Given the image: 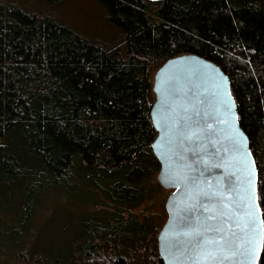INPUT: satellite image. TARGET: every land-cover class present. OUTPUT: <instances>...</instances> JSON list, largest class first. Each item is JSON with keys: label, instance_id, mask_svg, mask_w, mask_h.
Masks as SVG:
<instances>
[{"label": "trees", "instance_id": "16d2710c", "mask_svg": "<svg viewBox=\"0 0 264 264\" xmlns=\"http://www.w3.org/2000/svg\"><path fill=\"white\" fill-rule=\"evenodd\" d=\"M97 1L121 32L119 44L0 4V192L14 188L20 197L15 225L4 215L0 257L13 262L163 264L166 219L153 224L128 209L161 192L151 74L184 55L206 58L230 79L264 216V0ZM76 178L111 200L116 217L84 222L79 239L56 254L34 252L29 236L42 200Z\"/></svg>", "mask_w": 264, "mask_h": 264}, {"label": "water", "instance_id": "95a60500", "mask_svg": "<svg viewBox=\"0 0 264 264\" xmlns=\"http://www.w3.org/2000/svg\"><path fill=\"white\" fill-rule=\"evenodd\" d=\"M152 90L155 98L150 115L157 136L151 148L160 163L157 181L163 189L172 192L165 205L167 220L158 235V251L163 264H174L172 253L176 250L171 244L178 242L177 246H182L186 239L182 234L184 225L208 215L199 207L189 212V196L193 192L191 181H195L200 189L215 192L217 188H225L229 177L233 185H239L248 178L247 170H250L253 173L252 191L258 197L254 203L259 204V172L250 141L240 124L230 79L220 66L198 55L170 59L157 70ZM185 117L189 118L193 128L196 121L208 120L214 130L207 139L201 134L196 141L201 159L186 151L193 147L192 143L184 141L181 147V138L175 134V129L183 125ZM217 118L227 120V123H217ZM233 124L243 138L239 153L221 150L231 147L229 137L233 135ZM201 142L205 147L203 152L198 147ZM202 161H206L207 166ZM226 161L232 166L212 167ZM180 176L188 179H180ZM257 216L264 218L260 205ZM233 231L239 230L234 228ZM259 232L264 239V224L259 225ZM263 248L264 245L256 253L255 264H260ZM177 264H185L183 258Z\"/></svg>", "mask_w": 264, "mask_h": 264}, {"label": "rangeland", "instance_id": "374dc122", "mask_svg": "<svg viewBox=\"0 0 264 264\" xmlns=\"http://www.w3.org/2000/svg\"><path fill=\"white\" fill-rule=\"evenodd\" d=\"M0 4L18 7L38 17L53 18L77 34L101 45L111 46L123 40L121 32L108 22L107 11L97 0H61L55 4H48L45 0H0ZM156 72L157 69L151 74L152 83ZM152 96L155 98L154 93ZM157 176L158 170L154 179L157 180ZM79 179L71 181L68 189L66 186V189L62 188L55 195H48L42 200V206L33 221L30 242L28 241L34 252L53 251L56 254L60 248L72 245L79 239L84 222L91 225L105 224L116 217L115 210L110 205L111 200L99 192L89 190L87 186L84 187L86 184ZM171 193L161 187L160 193L128 211L141 219L151 220L153 224H161L162 221L158 223L157 219L167 220L165 205ZM10 194L11 196L0 192V227L3 219H6L4 215L10 217L6 222L15 225L20 197L14 188ZM73 250H76V246ZM0 260L5 264H24L13 262L10 254L2 255Z\"/></svg>", "mask_w": 264, "mask_h": 264}, {"label": "snow or ice", "instance_id": "6c2138e0", "mask_svg": "<svg viewBox=\"0 0 264 264\" xmlns=\"http://www.w3.org/2000/svg\"><path fill=\"white\" fill-rule=\"evenodd\" d=\"M215 122L227 123V120L221 121L217 118ZM195 125L193 128L189 118L185 117L183 125L175 129V134L181 138V147L184 146V141L192 143L193 147L187 148L186 151L201 159L196 150V141L201 138V134L207 139L214 130L208 120L196 121ZM232 129L233 135L229 137L231 147L221 150L239 153L243 146V138L238 130H235L234 124ZM198 147L201 152L205 151L203 142ZM202 162L206 164V161ZM221 166L227 168L232 165L229 161L223 165H212L217 168ZM252 175L253 173L247 170L248 178L239 185H233L229 177L225 181V188H217L215 192L200 189L195 181H191L193 192L189 196L191 202L189 212L199 207L208 215L198 217L194 223L184 225L182 234L186 239L182 246L178 247V242L171 244L176 250L172 253L174 264L181 261V258L185 264H255L256 253L264 245V239H261L259 232V225L264 224V218L257 216L259 204L254 203L258 197L252 191L254 187ZM179 178L188 179L184 176ZM208 187L210 189L211 185ZM226 196L230 198L226 199ZM234 228L239 231H233ZM208 233L212 235L209 236Z\"/></svg>", "mask_w": 264, "mask_h": 264}]
</instances>
